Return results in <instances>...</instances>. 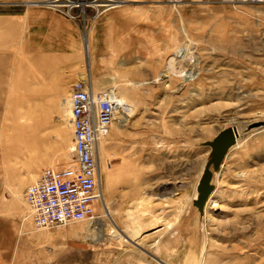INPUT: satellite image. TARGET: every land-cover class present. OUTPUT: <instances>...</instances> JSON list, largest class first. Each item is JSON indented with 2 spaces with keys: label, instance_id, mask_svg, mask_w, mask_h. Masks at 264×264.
<instances>
[{
  "label": "rangeland",
  "instance_id": "rangeland-1",
  "mask_svg": "<svg viewBox=\"0 0 264 264\" xmlns=\"http://www.w3.org/2000/svg\"><path fill=\"white\" fill-rule=\"evenodd\" d=\"M91 32L117 34L109 56H88ZM82 79L129 106L99 150L106 214L77 224L97 227L83 228L95 252L107 264H264V2L0 0L1 217H28L27 188L72 162L67 99ZM234 127L215 169L208 143ZM207 169L215 190L200 211Z\"/></svg>",
  "mask_w": 264,
  "mask_h": 264
},
{
  "label": "built area",
  "instance_id": "built-area-1",
  "mask_svg": "<svg viewBox=\"0 0 264 264\" xmlns=\"http://www.w3.org/2000/svg\"><path fill=\"white\" fill-rule=\"evenodd\" d=\"M67 103L73 128L72 162L45 168L25 194L28 218L37 230L97 219L105 202L99 146L111 135L116 117L129 107L117 92L96 91L87 79L72 86Z\"/></svg>",
  "mask_w": 264,
  "mask_h": 264
},
{
  "label": "crops",
  "instance_id": "crops-1",
  "mask_svg": "<svg viewBox=\"0 0 264 264\" xmlns=\"http://www.w3.org/2000/svg\"><path fill=\"white\" fill-rule=\"evenodd\" d=\"M99 23L102 24L99 21L95 24ZM116 36L113 32H91L87 39L91 47L88 56L91 59L109 56L108 52H104L103 42H113ZM0 228H20L16 234L0 237V264H95L98 258L101 264L104 259L107 264V255L95 252L97 250L93 248L94 229H83L97 227L75 224L52 230H37L30 218L20 215L0 216Z\"/></svg>",
  "mask_w": 264,
  "mask_h": 264
},
{
  "label": "water",
  "instance_id": "water-1",
  "mask_svg": "<svg viewBox=\"0 0 264 264\" xmlns=\"http://www.w3.org/2000/svg\"><path fill=\"white\" fill-rule=\"evenodd\" d=\"M237 131L238 129L236 127L225 130L219 134L213 142L208 143V146L212 148L215 169H219L228 151L236 144V138L238 136ZM212 178V171L210 169L205 170L198 186V198L194 202L195 206L198 207L200 211L204 210L209 197L215 190L214 186L211 185Z\"/></svg>",
  "mask_w": 264,
  "mask_h": 264
},
{
  "label": "bare ground",
  "instance_id": "bare-ground-1",
  "mask_svg": "<svg viewBox=\"0 0 264 264\" xmlns=\"http://www.w3.org/2000/svg\"><path fill=\"white\" fill-rule=\"evenodd\" d=\"M90 48H91V47H89V44H88V45H87V49H89V51L91 50ZM237 132H238V134H237L238 136H237V138H236V144H235L234 146L238 145V140H239V135H240V133H239V130H238ZM234 146H233V147H234ZM233 147H232V148H233ZM232 148H231V149H232ZM100 149H101V144H100V146H99V150H100ZM231 149H230V150H231ZM230 150H229V151H230ZM99 156H100V155H99ZM100 167H101V164H100ZM212 174H213V172H212ZM101 175H102V172H101ZM213 175H214V174H213ZM212 179H213V178H212ZM102 184H103V183H102ZM213 193H214V192H213ZM213 193H212L211 196L209 197V199H208L209 201H210V198L212 197ZM209 201H208V202H209ZM206 205H208V203H207ZM106 206H107V205H106V202H104V212H105V214H106V211H107V207H106ZM205 210H206V208H205ZM151 226H152V225H151ZM151 226H150V227H151ZM97 230H98V231H97V233H96V238H97V239H101L102 236H103V235H102V231H101V229H97ZM139 234H140V233H135V234L133 235V237H137Z\"/></svg>",
  "mask_w": 264,
  "mask_h": 264
}]
</instances>
